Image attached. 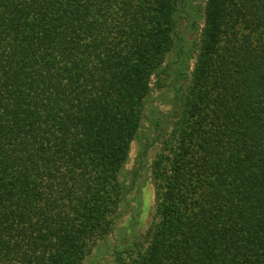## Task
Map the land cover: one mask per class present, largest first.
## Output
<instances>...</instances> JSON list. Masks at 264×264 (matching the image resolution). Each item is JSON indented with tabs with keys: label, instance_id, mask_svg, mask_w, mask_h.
Returning <instances> with one entry per match:
<instances>
[{
	"label": "trees",
	"instance_id": "obj_1",
	"mask_svg": "<svg viewBox=\"0 0 264 264\" xmlns=\"http://www.w3.org/2000/svg\"><path fill=\"white\" fill-rule=\"evenodd\" d=\"M193 2L0 0V264H83L141 138L139 167L158 147L154 213L117 264H264V0ZM200 15L192 51L176 37ZM174 51L150 141L151 79Z\"/></svg>",
	"mask_w": 264,
	"mask_h": 264
},
{
	"label": "rangeland",
	"instance_id": "obj_2",
	"mask_svg": "<svg viewBox=\"0 0 264 264\" xmlns=\"http://www.w3.org/2000/svg\"><path fill=\"white\" fill-rule=\"evenodd\" d=\"M206 0H194L193 5L197 7L199 14ZM197 18V28L194 27L192 19L184 18L180 20V33L177 42L186 45L188 49L194 50V44L199 38L202 28V16ZM195 20V19H194ZM192 51L188 54L194 56ZM184 56L181 57L183 59ZM180 61L176 51L170 53L164 62L162 71L152 76L151 91L145 103L144 121L142 123V136L150 141L154 137V119L158 114L165 116L170 112L174 105V92L172 90L174 74L177 71V64ZM184 62V61H183ZM194 60L188 61L190 70ZM184 66V65H183ZM175 85H178V81ZM144 139L136 140L131 143L127 164L124 167V180L128 186L133 181L130 174L138 169V175L134 179L132 189L128 195L122 199L117 210L115 223L110 234L103 240L97 242L91 253L84 260L83 264H117L118 255L122 254L126 248L138 241L148 228L155 206L154 187L148 165L155 156L158 147L153 145L146 154V162L143 167H139V153L143 148ZM123 178V179H124Z\"/></svg>",
	"mask_w": 264,
	"mask_h": 264
}]
</instances>
